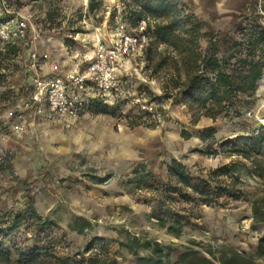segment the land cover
<instances>
[{"label":"rangeland","instance_id":"obj_1","mask_svg":"<svg viewBox=\"0 0 264 264\" xmlns=\"http://www.w3.org/2000/svg\"><path fill=\"white\" fill-rule=\"evenodd\" d=\"M182 1L196 15L195 7ZM95 2L91 10L90 0H8L13 10L30 11L33 19L19 56H8L4 60L6 69L0 73L4 76L0 84V238L13 250L11 260L0 264H18L14 247L25 249L33 245L35 230L28 215L31 206L43 217L58 222L59 230L52 233L60 242L56 253L68 258L69 264H77L71 259L80 260L78 254L89 244L90 252L97 249L108 264H134L128 235L158 241L170 253L171 260L188 247L201 252H218L227 247L256 254L264 224L254 221L252 204L264 198V155L259 162L229 157L218 146L236 144L253 128H264V80L259 86L262 95L243 118L221 117L213 121L202 117L193 124L183 102L158 99L164 75H151L146 47L136 62L128 64V73L121 76L122 97L92 106L72 128L49 121L36 111V74L29 68L32 51L40 55L39 74L44 75L50 67L53 72L70 70L73 64L81 68L96 43L112 37L118 21L130 31L137 32L142 27L146 32V24L133 28L124 20V4L130 0ZM252 6L247 10L248 17L255 11L264 24V0ZM196 17L207 24L206 31L219 37L221 54L227 55L230 38L237 37L242 19ZM34 31L41 33L37 40L32 37ZM147 35L149 43L151 38ZM141 99L157 106L162 124L148 122L138 103ZM101 107L107 111L100 112ZM137 122L142 124L133 127ZM210 126L216 128L215 143H203L197 133ZM182 129L193 137L184 140L180 136ZM208 150L211 155L201 152ZM171 159L181 161L193 177H205L211 169L235 163L239 177L238 200L225 197L220 206L191 202L178 205L185 216L178 238L151 219L155 193L129 182L136 168L167 182L166 164ZM17 212L24 220L22 227L5 234L10 214ZM82 220L88 221L90 228L81 234L70 229L81 225ZM138 254L146 256L148 251L140 248Z\"/></svg>","mask_w":264,"mask_h":264},{"label":"trees","instance_id":"obj_2","mask_svg":"<svg viewBox=\"0 0 264 264\" xmlns=\"http://www.w3.org/2000/svg\"><path fill=\"white\" fill-rule=\"evenodd\" d=\"M124 5V20L133 28L146 24L145 33L150 35L151 41L146 46L145 54L151 75L156 78L161 72L164 75L161 77L162 95L158 99L172 98L173 103L183 102L193 124L202 117L213 121L221 117H244L245 111L257 100V90L264 80V24L255 11H252L253 16L248 17L247 10L239 15L242 25L236 30L237 37L230 38L229 52L222 55L219 37L206 31L207 24L196 17L182 0H130ZM95 6V0H90V9L93 10ZM20 51L21 42L2 44L0 73L6 69L4 60L10 55L18 57ZM3 77L0 74V84ZM103 103L106 102H91L86 110L92 106H102ZM99 111L107 110L101 107ZM143 115L147 116V113L143 112ZM148 122L154 124L150 120ZM140 124L142 122L132 126ZM215 135L216 128L213 126L197 133L203 143H215ZM180 136L184 140L193 137L192 133L183 129ZM218 148L229 157L259 162L258 159L264 155V128H253L236 144H220ZM201 152L211 155L209 150ZM166 170L169 177L167 182L158 181L151 172L142 168L133 170V178L129 182L135 184L136 188L146 187L155 193L156 205L151 219H155L160 228L176 238L180 237L185 226L184 210L177 208L181 203L220 206L225 197L230 200L240 198L236 188L239 177L235 173V163L211 169L205 177H193L177 159H171L166 164ZM260 170L263 171V168ZM252 213L254 221L264 224V198L253 202ZM28 215L35 230L34 241L29 248L14 247L18 264H69L68 258L56 253L60 242L52 233L59 230L58 222L43 217L32 206ZM23 221L21 212L10 214L5 234L20 229ZM88 228L90 223L85 220L76 228L70 227L79 234ZM40 241H43L42 244L38 243ZM128 241V250L135 257L134 264H264V232L258 238L256 254L227 247L218 252H201L188 247L175 260L170 259V253L156 240H141L128 235ZM90 245L78 254L80 260L71 261L77 264H108L100 251L90 252ZM140 248L147 250L148 254L140 256ZM12 252L5 245V240L0 238V261L9 262ZM258 259L262 262L259 263Z\"/></svg>","mask_w":264,"mask_h":264},{"label":"built area","instance_id":"obj_3","mask_svg":"<svg viewBox=\"0 0 264 264\" xmlns=\"http://www.w3.org/2000/svg\"><path fill=\"white\" fill-rule=\"evenodd\" d=\"M32 19L30 11H15L8 0H0V42L25 41L29 37ZM32 37L37 40L41 33L34 31ZM148 41V35L142 27L140 31L133 32L118 21L112 37L108 41L96 43L83 70H70L53 76L39 74L42 69L40 55L32 51L29 68L36 74L33 80L36 111L49 121L72 128L89 103H107L122 97L121 76L128 73V64L142 56ZM138 103L150 121L156 126L162 124V114L155 104L151 105L144 99L138 100ZM92 251L97 252V249Z\"/></svg>","mask_w":264,"mask_h":264},{"label":"crops","instance_id":"obj_4","mask_svg":"<svg viewBox=\"0 0 264 264\" xmlns=\"http://www.w3.org/2000/svg\"><path fill=\"white\" fill-rule=\"evenodd\" d=\"M184 1L193 5L195 7L196 15L200 17L236 18L241 13L248 10V8H250L252 5L258 3L260 0H184ZM85 65H83L81 68H78L76 64H73L70 70H83L85 68ZM70 70H64L61 68L58 72L55 71L53 72L52 68L50 67V70H48L49 72H47V74L44 75L53 76L57 74H62ZM260 95H262V87H259L256 93L257 97H259ZM87 111L88 110H85L79 116L74 126L87 113Z\"/></svg>","mask_w":264,"mask_h":264}]
</instances>
